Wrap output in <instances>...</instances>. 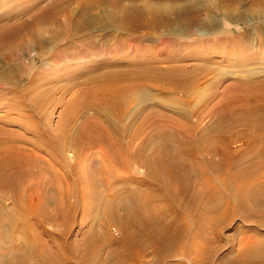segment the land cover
<instances>
[{"label":"rangeland","instance_id":"1","mask_svg":"<svg viewBox=\"0 0 264 264\" xmlns=\"http://www.w3.org/2000/svg\"><path fill=\"white\" fill-rule=\"evenodd\" d=\"M100 1L105 2L103 4L105 6H102L109 13L127 8L131 13L136 14V10L144 9L143 15H137L139 16L138 22L151 24L149 27L142 25L140 28L130 29L123 23L121 13L118 15L119 20L111 21L101 11L100 14L103 16H100L95 25L91 26L87 32H82L80 36H74L72 33L63 36L61 44L55 47L51 44L41 47L33 41V37H35L33 35L45 33L43 37L49 39L47 29H52L54 26L47 22L34 26L32 25L34 17L50 10V7L56 2L55 9L65 8L70 12L71 17L73 16L71 19L76 22L77 18L86 11L88 16L92 17L91 12L93 8H97L96 5L92 6L90 0H0V26L15 22V25L12 26L17 27L25 25L21 23L24 21L31 28L27 29L29 32L22 30L20 35L13 40L14 45H19L15 49L5 47L6 40L4 39L8 38L6 36L8 34H0V154L8 153L6 160H0L1 162L8 160L5 164L0 165V178H8V180L17 178L14 173L18 174L15 170L20 165L12 159V155H16L15 153L17 155L22 153L23 156L31 157L30 159L39 157L48 160L50 158L48 152L40 148L44 145L43 137L33 129L42 128L52 132L53 136L57 135L59 128L71 121L76 114L75 110L87 100L88 95H94L100 87L94 81L105 82V73L111 69L153 67L152 69L165 70L177 68L183 70L182 76L191 79L190 82L196 84V88L190 94L187 93V98H184L185 96L180 90L167 91L164 86L163 88L156 85L153 86L154 97L147 99L135 95L129 98V111L134 113L123 122V125L130 126L127 131L128 137L139 130L149 112L176 118L172 111L178 103H182L191 111L204 116L201 128L211 123L210 111H218V116L221 118L231 112L230 110L246 109L249 105L241 98L252 97L256 94L263 97L264 103V22H262L264 18L260 22L256 20L257 24L254 23V25L247 21L254 18V14L251 13L253 6H264V0H235L229 4L222 0ZM156 6L162 8L161 15L157 20L162 25L153 23V14L149 12ZM89 10L91 11L89 12ZM232 11H234L233 16H231ZM261 16L264 17V15ZM59 18L63 22L67 19L63 13ZM35 29H39L38 32ZM214 29H218L217 34ZM2 31L4 30H0V32ZM225 33L228 37L222 35ZM202 34L207 35L203 37ZM87 35L90 39L86 43L84 41L85 38L88 39ZM86 49L89 52L83 57L81 53ZM113 49L115 52H110L114 51ZM117 49L120 50L119 57ZM62 52L78 54L79 57L73 59L71 55H62ZM251 68L257 72L261 70L262 74H249ZM220 71L228 76H221ZM4 74H6V78L3 77ZM243 74L247 75L243 77ZM161 92L164 95L163 99ZM161 100H166L167 106H161ZM94 111L90 109L79 114L70 131L74 138L87 121L93 124L99 123V118L96 117L97 114ZM154 118L151 119L153 122L150 120L153 123L151 130L162 128L163 119L161 120L159 116H154ZM225 125L222 122L220 126L223 128ZM240 129H234L229 134L235 135L230 147L236 152V155L240 157L254 150L259 151L262 145H249L245 140L238 139L237 135L241 133ZM146 131L149 130H143L139 136L140 139L134 144L135 147L145 137ZM52 146V149H55V145ZM48 149L50 150L49 146ZM101 149L102 147L98 150L101 151ZM215 159L219 160V157ZM262 161L263 158L252 157L251 162L245 166ZM107 165V168H104L108 172L107 180L111 185L115 184V179L119 176L123 178L126 176L121 175L120 170L115 166ZM79 166L82 179L88 186L100 182L97 180L102 176L97 174L91 165L87 167L84 162H81ZM10 169L14 170L12 174H10ZM132 170L134 181L147 182V184L143 183L141 191L154 183L145 177V169L140 164L134 162ZM253 177H256V180H251L250 192L252 196L248 200L245 210L241 209L239 200L234 196L232 198L234 206L225 215L226 204L223 202L219 210L220 219L218 218L216 222V229L208 227L204 232L202 242H194L192 238H189L191 241L188 240L189 247L184 255L173 258L172 261H165L164 264H264V204L261 202L262 199L264 200V176L263 174L253 175L251 178ZM150 182L152 183L149 184ZM95 190H98L99 194L107 196L112 193L110 185L99 186ZM223 190L230 197L237 193L233 184L229 185L228 189L223 187ZM0 194L9 210L8 214L19 215L18 208L21 206L15 204V197L11 194ZM255 199L260 201L254 203ZM55 200L56 202L59 200L57 196ZM108 201L110 200L105 197V203ZM131 201L129 194L123 193L120 201L123 203L122 211L117 214L119 217H122L125 210L123 208L128 205V202L133 204ZM91 202L92 199L88 201L90 205L88 204L86 211L81 205H78L76 209L69 208L63 219L49 220L45 225H40L36 217L27 214L28 223L16 227L5 215V233L4 237L0 239V254H5L7 264H20V259L16 258L14 254L19 250V244L27 241L28 246L25 251L27 257L23 261L27 264H81L83 240L87 238L88 233L97 234L98 238L103 241H106V233L116 241L123 237V231L118 223H110L106 227H102L99 223L102 210L98 217L94 202ZM57 203L53 204L50 210L42 212L43 217H53ZM196 231L197 228L192 227L191 236ZM2 232L0 229V233ZM34 237L38 240L35 241ZM256 238L258 241L261 240L263 246L262 250L254 254L257 259H253V256L249 259H240L241 253L250 247V242H255ZM204 240L211 242L206 244L207 249L201 248ZM63 243L68 247L69 255L60 258L59 248ZM144 243L147 244V242ZM116 246L107 245L99 261L115 263L110 253ZM248 251L250 252V250ZM148 252L146 261L149 262L148 264H153V250L149 248ZM123 263L130 264L127 261ZM0 264H6L3 263L1 256Z\"/></svg>","mask_w":264,"mask_h":264},{"label":"bare ground","instance_id":"2","mask_svg":"<svg viewBox=\"0 0 264 264\" xmlns=\"http://www.w3.org/2000/svg\"><path fill=\"white\" fill-rule=\"evenodd\" d=\"M90 1H92V6L96 5L97 7L92 9V17L88 16L86 11L77 18L76 22L71 19L73 16L71 17L70 12L65 8L55 9V2L50 10L34 17L32 24L37 26L47 22L53 25L54 28L47 29L49 39L43 37L45 33L42 35L37 33L33 35L35 36L33 41L41 47L47 44L55 47L61 44L63 36L71 33L74 36H80L82 32H87L103 15H106L112 21L119 20L118 15L121 13L123 23L130 29H137L142 25L149 27L151 24H140L138 22L139 16L137 15H143L144 9L136 10V14L131 13L127 8L109 13L105 11V7L103 8L105 2L103 3L100 0ZM222 1H226V4L235 2V0ZM254 6L251 11L254 18L249 17V20L246 19L253 25L256 20L260 22L264 18L261 16L264 15V6ZM161 11L162 8L159 6L149 10L153 14V23L162 25L161 22L157 21ZM61 13L66 15V22L60 20ZM231 13V16H233L234 11ZM21 23L25 25L15 27L12 26L15 25L14 22L10 25L0 26V30H4L0 34H8L6 35L8 38L4 39L7 42L4 43L5 47L8 46L10 49L19 47V45L13 44V40L20 35L22 30L26 31L30 28V25L26 24L27 22L23 21ZM38 30L36 31L38 32ZM214 30L217 32L218 29ZM27 31L29 32V30ZM206 35L202 34L203 37ZM222 35L227 36V33ZM87 38L84 42L89 41V35H87ZM88 52L87 49L86 51L83 50L81 55L83 54L84 57ZM62 55H71L73 59L79 57L78 54L68 52H62ZM152 68L137 69V67H132L125 70L111 69L108 72L106 71V81L103 83L94 81L100 87L94 95H88L87 100L79 107L77 106V109L75 108L76 114H74L71 121L59 128L57 135L53 136L51 135L52 132L50 133L46 129L34 127L33 130L43 137L44 145L40 147L41 150L48 152L50 158L48 160L39 157L30 159L31 157L23 156L22 153L21 155L15 153L17 156L12 155V159L20 165L15 170L18 174L14 173L15 176L17 175V180H8V178L1 177L0 193L11 194L15 197V204L21 207L18 208L19 215H9V210L3 202L4 198L0 194V229L3 231L0 233V239L4 237L5 233V215L11 219L12 224L16 227L28 223L27 214H32L40 225H45L49 220L63 219L66 210L69 208L76 209L78 205H81L86 211L88 201L92 199L98 217H100L99 214L102 210L99 221L102 227L104 228L110 223H118L123 231V237L121 240L116 241L106 233V241H103L98 238L97 234L88 233L87 238L83 240L81 264H109L107 261H99L107 245H117L110 253L115 260L113 264H124V261L130 264H148L146 257L149 255V248L153 250V264H164L165 261H172L173 258L184 255L189 247L187 245L189 238H192L194 242H202L204 232L208 227L216 229V222L218 218L220 219L219 210L223 202L226 204L225 215L234 206L232 201L234 196L239 200L241 209L245 210L247 208V202L252 196L250 192L251 180H256V177H251L262 174L264 176L263 97L255 94L252 97L241 98L249 106L242 110H230L231 112L226 113L221 118L218 116V111H210L211 123L203 128H201V123L204 116L191 111L182 103H178L172 111L177 119L169 118L170 115L149 112L139 130L128 137L127 131H129L130 126L123 125V122L133 116L134 113L129 111V98L135 95L147 99L154 97L153 86L155 85L164 86L165 88H163L167 91L180 90L185 96L184 98H187L188 94L196 88V84L190 82L191 79L182 76L183 70L181 69L167 68L160 70ZM220 72L221 76H228L223 71ZM248 73L252 75L262 74L261 70L257 72L253 69L249 70ZM245 75L247 74L242 76ZM3 77L6 78V74ZM245 87L247 88V86ZM164 93L167 92L164 91ZM163 97L164 95L161 98L163 99ZM160 104L161 106H167L166 100H161ZM90 109L96 111L95 114L99 118V123L93 124L87 121L74 138L70 132L71 127L80 113ZM154 116L163 119L164 125L162 128L151 130L153 126L151 119ZM123 118L124 120H122ZM222 122L227 126L221 128ZM237 128H241V133L237 135L238 139L245 140L249 145L260 144L262 145L260 150H254L255 152H249L240 157L237 156L236 152L230 147L235 135H229ZM143 130L149 131H146L145 137L135 147L134 144L140 139L139 136ZM52 145H55V149H52ZM100 147H102L101 151L98 150ZM216 157H219V160H216ZM252 157L263 158V161L245 166V164L251 162ZM6 162L0 161V165ZM81 162H84L87 167L91 165L96 173L102 176L97 180L100 182L88 186L83 181L79 166ZM134 162L140 164L145 169V177L154 182H150L149 184H152L142 191L140 188H142L143 183L147 184V182L134 181L132 178L134 177L132 170ZM110 164L120 170L121 175H126L124 178L121 176H119L121 178H116L115 184L112 185L107 180L108 172L104 168ZM13 171L11 170L10 174ZM14 175L12 176L14 177ZM232 184L236 187L237 193L230 197L225 193L223 187L228 189V186ZM108 185H110L112 192L108 194L109 197L102 193L99 194L98 190H95L99 186ZM123 193L129 194L133 204L131 205L128 202V205L123 208L125 210L122 217H119L117 214L122 211L123 201H120ZM56 196L59 199L58 203L55 200ZM105 197L110 201L105 203ZM259 201V199H255L254 203ZM261 202L264 204L263 199ZM56 203L53 217H43L42 212L50 210V207ZM192 227L197 228L193 236H191ZM34 240L37 241L38 239L34 237ZM204 241L201 248L207 249V245L211 242L209 240ZM144 242H147V244ZM26 243L27 241H24L23 244L20 243L19 250L14 254L16 258L20 259V264H27L23 262L27 257L25 251L28 245ZM250 245L241 253L240 259H249L252 256L255 259L254 254L262 250L263 247L261 240L258 241V238L255 239V242H250ZM252 246L253 248H251ZM68 255V247L63 243L59 248V257L65 258ZM0 256L3 263L7 264L5 254H0Z\"/></svg>","mask_w":264,"mask_h":264},{"label":"crops","instance_id":"3","mask_svg":"<svg viewBox=\"0 0 264 264\" xmlns=\"http://www.w3.org/2000/svg\"><path fill=\"white\" fill-rule=\"evenodd\" d=\"M215 33H216V32H215ZM119 45H120V44H119ZM217 47H218V46H217ZM113 50H114V49H113ZM110 52H113V53H114L115 50H114V51H110ZM116 52H117L118 57H119V56H120V50L117 49ZM118 67H119V66H118ZM1 145H2V144H1ZM7 158H8V153H7V152H5V153L2 152V153L0 154V160H1V161L6 160Z\"/></svg>","mask_w":264,"mask_h":264}]
</instances>
